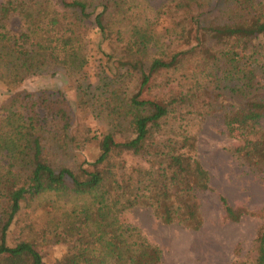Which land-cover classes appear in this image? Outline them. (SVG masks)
Masks as SVG:
<instances>
[{
  "label": "trees",
  "instance_id": "16d2710c",
  "mask_svg": "<svg viewBox=\"0 0 264 264\" xmlns=\"http://www.w3.org/2000/svg\"><path fill=\"white\" fill-rule=\"evenodd\" d=\"M111 3L104 22L95 15L96 27L111 50L102 51L106 63L136 81L133 92H115L128 118L125 138L73 128L61 91L21 89L43 71L83 70L85 20L96 0L0 3V264H44L36 246L46 238L65 244L50 264H164L161 249L121 216L145 207L162 223L202 226L199 195L213 188L193 120L218 110L235 141L231 153L264 173V0H177L200 32L195 43L184 22L159 26L162 8ZM92 144L95 158L80 161ZM219 201L229 221L253 214ZM30 209L45 210L44 227L30 224L9 243ZM230 264H264V216L255 256Z\"/></svg>",
  "mask_w": 264,
  "mask_h": 264
},
{
  "label": "rangeland",
  "instance_id": "374dc122",
  "mask_svg": "<svg viewBox=\"0 0 264 264\" xmlns=\"http://www.w3.org/2000/svg\"><path fill=\"white\" fill-rule=\"evenodd\" d=\"M3 1L0 0V3ZM143 1L154 9L162 8L157 21L160 27L181 21L194 29L193 20H189L185 14L187 9L177 5V0ZM96 3L90 9L95 11L93 16L85 20L90 26V33L85 40L87 64L83 70L77 73L63 69L43 71L41 75L27 80L21 89L31 92L40 89L61 91L71 104L73 128L89 127L91 132H110L117 138H125L130 136L126 128L128 118L115 92L118 87V91L125 92V95L133 92L136 81L131 80L124 68L116 69L106 63L107 55L102 54V51L110 54L111 50L97 31L95 15L99 13L98 19L104 22L113 12V5L111 0H96ZM195 13L194 8L188 14L194 16ZM17 25L14 19L13 26ZM199 34V31L193 30V43L196 42L195 35ZM209 70L214 73V69ZM4 95L5 90L0 85V99ZM259 122L264 127V117ZM192 131L195 134L197 157L207 170L213 188L199 195L204 220L202 226L192 230L176 223L165 224L145 207L127 210L121 217L125 223L138 227L151 243L161 249L164 264H230L253 258L257 232L264 216V173L231 153L230 148L235 141L227 134L220 110L206 115L201 122L193 120ZM95 145L86 147L78 159L95 158L98 153ZM220 195L230 204L242 206L253 214L244 216L238 222L229 221L224 216ZM44 213V209H30L22 213L10 230L9 243H14L15 237L30 224H33L36 232L44 227ZM36 249L42 255L44 264H50L63 253L65 244L46 238L37 243Z\"/></svg>",
  "mask_w": 264,
  "mask_h": 264
}]
</instances>
